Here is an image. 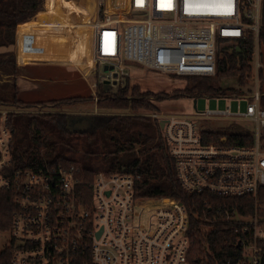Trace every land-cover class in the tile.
<instances>
[{"label":"built area","instance_id":"2783aa9c","mask_svg":"<svg viewBox=\"0 0 264 264\" xmlns=\"http://www.w3.org/2000/svg\"><path fill=\"white\" fill-rule=\"evenodd\" d=\"M263 1L97 0V16L88 23L96 101L100 84L126 86L129 62L180 77L211 76L217 72L221 40L255 35V85L245 112L228 107L146 114L164 122L162 134L184 190L252 203L249 213L239 205L218 210L217 218L237 233L233 255L220 264H264ZM30 20L16 27L17 62L75 66L72 28ZM101 65L108 72L99 78ZM16 109L0 106V189L13 191L16 203L10 230H0L10 234L11 264H191L187 208L174 197L137 195L140 174L100 171L90 179L75 164L16 168L12 115L26 113ZM208 119L251 120L257 132L251 133V143H233L232 132L203 126ZM212 133L219 136L210 138Z\"/></svg>","mask_w":264,"mask_h":264},{"label":"trees","instance_id":"16d2710c","mask_svg":"<svg viewBox=\"0 0 264 264\" xmlns=\"http://www.w3.org/2000/svg\"><path fill=\"white\" fill-rule=\"evenodd\" d=\"M49 1V2H48ZM56 0H47L50 8ZM45 0H0V47H11L16 40L19 23L34 17L45 6ZM97 7L94 1L93 11ZM39 15V14H38ZM39 17V16H38ZM55 18H51L55 22ZM63 18L59 23L73 28ZM30 22H33L31 20ZM65 22V23H64ZM89 22H83L84 26ZM85 28V27H84ZM74 33V29H72ZM72 33V34H73ZM260 47L264 46V2L260 28ZM228 41V40H224ZM73 47L71 61L80 47ZM91 52V49H90ZM255 35L252 33L236 41H230L219 49L217 72L211 76H188L191 78L183 89L171 93H154L141 90L139 85L120 87L117 92L106 90L99 85L98 105L106 110H149L154 111L155 100L168 97L209 98L251 95L255 85ZM261 52V60L264 58ZM14 51L0 53V106L17 108L51 107L61 109L65 104L95 100L94 96H73L48 101L26 102L18 97L17 81L5 80L17 75ZM236 78L238 87L222 86L219 81ZM260 104L264 108V66L259 69ZM16 80V79H15ZM18 114L12 115V128ZM26 117L21 130L28 136L12 144L14 166L47 167L75 164L83 168L91 179L100 171L138 173L141 178L136 184V193L142 197H174L180 199L189 213L188 235L191 241L189 260L191 264H220L234 253L237 233L230 223L217 218L221 208L240 206L245 213L252 210L249 199L226 197L210 193L191 194L183 189L177 175L169 145L162 134L161 124L152 117L131 114H94L93 125L83 133L71 132L67 126L70 114L23 113ZM74 135H76L74 137ZM210 138L219 136L211 134ZM230 141L237 144L251 143V133L232 132ZM70 146L81 148V158L70 156ZM16 211L14 192L0 189V230L7 232L12 226ZM216 217V218H215ZM14 249L6 246L0 250V264H11Z\"/></svg>","mask_w":264,"mask_h":264},{"label":"rangeland","instance_id":"374dc122","mask_svg":"<svg viewBox=\"0 0 264 264\" xmlns=\"http://www.w3.org/2000/svg\"><path fill=\"white\" fill-rule=\"evenodd\" d=\"M46 1L41 10L42 12L37 15V20L40 19L44 21L46 18H55V22L61 21V19L66 18L67 23L73 22L72 26L74 33L72 34V44L73 47H78V44L81 43L77 52L74 56L75 66L82 67L81 70L75 66L68 68L66 66H56L51 64H29V65H20L17 62L16 55V64L20 68L16 77H6L5 80L15 82L18 84V97L26 102H36V101H48L51 99H60L68 98L73 96H83L90 97L93 96L92 85L93 81L97 79L89 70H92L94 64L90 60L86 63H79L76 59L78 52L81 50L83 43L89 38L90 26L86 24L84 26L83 22H91L97 12L93 11L92 7L94 0H56L52 8L50 4ZM49 2V1H48ZM264 2V1H263ZM38 14V13H37ZM36 16V15H35ZM34 16V17H35ZM32 17V18H34ZM262 17H263V5H262ZM31 18V19H32ZM33 24L35 22H32ZM65 23V22H64ZM262 24V22H261ZM85 27V28H84ZM86 37V39H85ZM230 41H220V48L226 46ZM88 46V41H87ZM6 51H14V47H7ZM74 51V50H73ZM260 52L263 53L264 58V46L260 49ZM87 52L83 53V59H85ZM88 53L91 57V52L88 46ZM87 59V58H86ZM264 61V59H263ZM127 76L126 81L129 82L130 86L139 85L141 90H150L154 93H171L176 89H183L189 80L190 77H180L174 74L166 73L161 70L148 69L144 66L138 65L133 62L126 64ZM108 72V69H105V66H100L98 70V77L101 78L104 74ZM16 79V80H15ZM19 79V80H18ZM19 82V83H18ZM222 86L238 87V82L236 78H225L219 81ZM127 85V84H126ZM119 86H114L111 90L112 92H117ZM95 90V89H94ZM254 91V90H253ZM97 94H99V87L96 88ZM238 97V98H236ZM243 97V98H239ZM194 99L195 98H186V97H168L161 100H155L154 104L156 109L154 111L140 109L137 111L134 110H106L101 111L98 105V101L89 100L85 102L75 103V104H65L61 109H54L51 107H37V108H25L26 113H54V112H65L71 115H92V114H131V115H142L148 116L147 113L157 112L162 114H190L193 112L194 108ZM252 101L251 95L246 96H224V97H199L197 99V109L199 111H206L209 109L212 110H222L230 107L233 112H245L249 103ZM14 108L16 107L10 106ZM16 119L14 121V137L16 141H21L22 139L28 140V136L20 128L22 123L25 122L26 117H24L22 112L16 113ZM202 125L206 128H214L218 131H230L235 132L239 131L241 133H252L256 134V124L255 122L247 119L241 120H231V119H208L201 121ZM76 135H74L75 137ZM260 141L264 145V129L260 133ZM81 148L75 149L73 146H70L68 154L76 158H81ZM10 238L9 233L0 234V250L4 249L7 246L8 240Z\"/></svg>","mask_w":264,"mask_h":264},{"label":"flooded vegetation","instance_id":"af4514ba","mask_svg":"<svg viewBox=\"0 0 264 264\" xmlns=\"http://www.w3.org/2000/svg\"><path fill=\"white\" fill-rule=\"evenodd\" d=\"M92 115H71L70 114V117L67 122V126L71 132L83 133L84 131L88 130L93 125L94 119L92 118Z\"/></svg>","mask_w":264,"mask_h":264},{"label":"crops","instance_id":"0c3cea01","mask_svg":"<svg viewBox=\"0 0 264 264\" xmlns=\"http://www.w3.org/2000/svg\"><path fill=\"white\" fill-rule=\"evenodd\" d=\"M94 1H96V0H94ZM42 11H39L38 12V14L39 13H41ZM43 13V12H42ZM38 14H36V16L34 17V18H32L31 20H33V22H35V23H42V22H47V21H52V20H50V18L48 19V18H46L44 21H42V20H40V19H38L37 20V15ZM30 20V21H31ZM72 24H73V22H72ZM85 39H86V37H85ZM87 41H88V46H89V50H90V40H89V38H87V40L83 43V46H82V48H81V50L78 52V54H77V57H76V59H77V61L79 62V63H86V61L87 62H89L90 60H91V57L89 56V53H88V46H87ZM6 51V48L5 47H0V53H2V52H5ZM84 52H87L86 53V56H85V59H83V53ZM87 58V59H86ZM19 80V79H18ZM19 83V82H18Z\"/></svg>","mask_w":264,"mask_h":264},{"label":"water","instance_id":"95a60500","mask_svg":"<svg viewBox=\"0 0 264 264\" xmlns=\"http://www.w3.org/2000/svg\"><path fill=\"white\" fill-rule=\"evenodd\" d=\"M105 69H108V66H105ZM103 88L106 89V90H112V86L108 82H105L103 84ZM194 108L197 109V99L196 98L194 99ZM161 126L162 127L164 126V122L161 123Z\"/></svg>","mask_w":264,"mask_h":264},{"label":"snow or ice","instance_id":"6c2138e0","mask_svg":"<svg viewBox=\"0 0 264 264\" xmlns=\"http://www.w3.org/2000/svg\"><path fill=\"white\" fill-rule=\"evenodd\" d=\"M229 3H230V0H229Z\"/></svg>","mask_w":264,"mask_h":264}]
</instances>
